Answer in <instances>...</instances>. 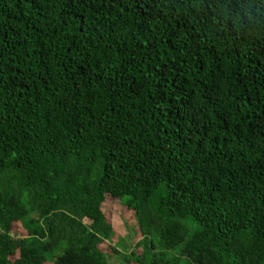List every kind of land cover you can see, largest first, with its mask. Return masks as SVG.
I'll use <instances>...</instances> for the list:
<instances>
[{
  "label": "trees",
  "instance_id": "obj_1",
  "mask_svg": "<svg viewBox=\"0 0 264 264\" xmlns=\"http://www.w3.org/2000/svg\"><path fill=\"white\" fill-rule=\"evenodd\" d=\"M109 198L135 264H264V0H0V264H109Z\"/></svg>",
  "mask_w": 264,
  "mask_h": 264
},
{
  "label": "rangeland",
  "instance_id": "obj_2",
  "mask_svg": "<svg viewBox=\"0 0 264 264\" xmlns=\"http://www.w3.org/2000/svg\"><path fill=\"white\" fill-rule=\"evenodd\" d=\"M109 198L103 205V211L108 222L114 230V236L110 242L104 241L101 248L107 255L109 264H135L131 259L130 253L136 250L140 253L141 249L136 248V243L141 239L134 212L126 207L125 201ZM26 235V231L20 224H16L13 229V236L22 238ZM177 251L169 252L170 256H178ZM19 256V252L15 254L11 260ZM179 264H189L185 258H180Z\"/></svg>",
  "mask_w": 264,
  "mask_h": 264
}]
</instances>
